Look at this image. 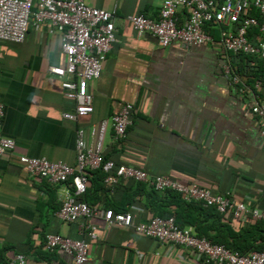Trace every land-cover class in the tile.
I'll use <instances>...</instances> for the list:
<instances>
[{
  "label": "crops",
  "instance_id": "crops-1",
  "mask_svg": "<svg viewBox=\"0 0 264 264\" xmlns=\"http://www.w3.org/2000/svg\"><path fill=\"white\" fill-rule=\"evenodd\" d=\"M163 1L85 0L91 7L116 11L117 41L99 79L87 85L93 112L76 122L63 118V113L74 112L75 102L65 97L62 79L48 71L62 63L59 34H50L45 24L41 31L30 27L21 44L0 42V132L15 142L13 151L0 157V264L16 254L25 255L26 264L70 262L58 251H46L44 236L82 238L79 223L55 217L59 197L73 190L72 180L52 185L33 179L19 158L74 167L77 130L89 131L102 121L107 123L102 154L108 160L231 195L249 209H264V137L251 112L255 101L264 100V86H255L259 80L264 85V63L232 57L219 45L216 30H210L215 41L206 47L175 41L162 48L151 35L138 37L127 16L157 19ZM187 15L186 9L177 10L179 26ZM225 61L241 78L239 84L223 74ZM126 104L134 112L125 135L118 138L111 118ZM114 198L119 202L120 193ZM140 200L143 205L144 197ZM104 201L95 206L104 210ZM140 205L131 211L135 224L151 218ZM239 219L228 223L235 233L253 221L244 215ZM92 222L97 239L89 241L86 264H209L186 248L142 236L132 227H107L100 218Z\"/></svg>",
  "mask_w": 264,
  "mask_h": 264
},
{
  "label": "built area",
  "instance_id": "built-area-1",
  "mask_svg": "<svg viewBox=\"0 0 264 264\" xmlns=\"http://www.w3.org/2000/svg\"><path fill=\"white\" fill-rule=\"evenodd\" d=\"M179 8L188 11L180 26L176 16ZM115 17L116 11L91 7L85 0H0V42L21 44L30 27L41 31L45 24H48L50 34H59L62 63L48 71L62 79L65 97L75 102L74 112L63 113V118L76 122L93 112V96L88 93L87 85L99 79L102 64L117 41ZM126 19L138 37L151 35L162 48L175 41L184 47H206L214 43L211 31L216 30L218 43L225 52L264 63V0H164L157 19H149L143 14L129 15ZM222 71L234 85L241 82L229 61L223 63ZM255 86L261 88L264 85L259 80ZM133 112V106L126 104L111 118L116 137L125 135ZM251 112L259 120L264 137V100L255 101ZM3 116L4 105L0 99V129ZM106 126L107 123L102 121L89 131L77 130L74 167L45 158H19L33 179L46 180L52 185H65L72 180L73 190L61 194L55 217L65 224L79 223L82 238L48 233L44 236L46 251H58L68 257L70 262L64 264H86L89 241L97 239V226L92 220L100 218L107 227H132L142 236L166 242L173 248H186L209 264H264V249L247 254L234 252L196 236L189 227L180 228L173 217H152L145 223L135 224L132 212L113 213L80 201L89 183L87 172L100 170L104 174L103 183L111 189L120 181H133L158 192L175 191L184 200L199 202L219 214L231 212L236 219L244 215L253 221L264 222V209H249L231 195L213 194L194 183L181 184L167 176H152L143 170L106 160L102 154ZM14 147L15 142L0 132V157L12 152ZM4 264H26V257L16 254Z\"/></svg>",
  "mask_w": 264,
  "mask_h": 264
},
{
  "label": "trees",
  "instance_id": "trees-1",
  "mask_svg": "<svg viewBox=\"0 0 264 264\" xmlns=\"http://www.w3.org/2000/svg\"><path fill=\"white\" fill-rule=\"evenodd\" d=\"M87 177L89 182L87 191L80 201L90 206H95L104 199V210L109 209L113 213L131 212L134 206L140 205V197H144L143 205L140 206L151 218L173 217L180 228L189 227L196 236L203 237L213 244L223 245L240 254L264 249V222L262 221L245 220L249 226L235 233L228 227V223L235 220L232 213L219 214L214 208L204 207L196 201L184 200L183 196L175 191L158 192L146 184L133 181H126L128 183L126 185L119 182L111 189L103 183L104 174L100 170L88 171ZM117 193L121 196L119 202L114 200ZM237 220L241 221L239 218Z\"/></svg>",
  "mask_w": 264,
  "mask_h": 264
},
{
  "label": "rangeland",
  "instance_id": "rangeland-1",
  "mask_svg": "<svg viewBox=\"0 0 264 264\" xmlns=\"http://www.w3.org/2000/svg\"><path fill=\"white\" fill-rule=\"evenodd\" d=\"M218 37H219V35H218V32H217V34H216ZM232 57H233V55H232Z\"/></svg>",
  "mask_w": 264,
  "mask_h": 264
}]
</instances>
